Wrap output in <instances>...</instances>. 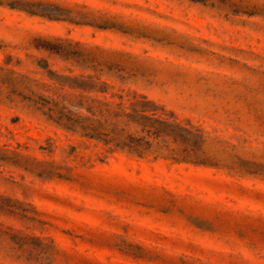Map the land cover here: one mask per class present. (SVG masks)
<instances>
[{
	"label": "rangeland",
	"instance_id": "rangeland-1",
	"mask_svg": "<svg viewBox=\"0 0 264 264\" xmlns=\"http://www.w3.org/2000/svg\"><path fill=\"white\" fill-rule=\"evenodd\" d=\"M10 1L0 0V153L67 179L0 160V264H264V0H25L106 28ZM88 76L111 100H152L199 128L211 165L113 151L30 101L78 94L68 84Z\"/></svg>",
	"mask_w": 264,
	"mask_h": 264
},
{
	"label": "trees",
	"instance_id": "trees-1",
	"mask_svg": "<svg viewBox=\"0 0 264 264\" xmlns=\"http://www.w3.org/2000/svg\"><path fill=\"white\" fill-rule=\"evenodd\" d=\"M7 6L23 10L30 15H38L48 20H65L76 25H89L106 28V21L98 24V18L89 13L74 12L70 9L45 1L14 0ZM45 50H52L46 42ZM77 61H88V56L80 54ZM14 79L6 78L1 83H9ZM71 88L78 94L61 95L55 99L30 100L48 121L65 130L79 133L82 137L95 140L108 146L113 151L125 152L137 158L148 154L170 159L178 163L193 165H211L210 157L204 151L206 137L199 128L189 123L183 124L172 112H167L152 100H121L123 97L111 94V100L106 95L111 86L106 82H98L91 76L75 77ZM93 94V95H87ZM101 94V96H98ZM1 149V148H0ZM11 152L17 158H26L18 152L7 149L0 153L1 161H10L23 166L27 170L37 171L38 176L58 177L67 179L60 168L49 167L43 161L37 162V167L28 168L27 162L5 155Z\"/></svg>",
	"mask_w": 264,
	"mask_h": 264
}]
</instances>
